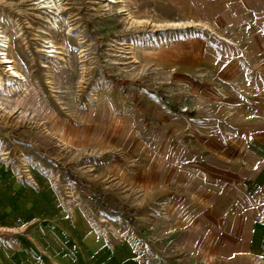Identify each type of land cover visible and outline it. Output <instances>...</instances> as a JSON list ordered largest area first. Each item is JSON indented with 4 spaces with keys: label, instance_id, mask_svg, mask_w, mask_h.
Segmentation results:
<instances>
[{
    "label": "rangeland",
    "instance_id": "rangeland-1",
    "mask_svg": "<svg viewBox=\"0 0 264 264\" xmlns=\"http://www.w3.org/2000/svg\"><path fill=\"white\" fill-rule=\"evenodd\" d=\"M181 1L0 0V264H177L136 106L204 37Z\"/></svg>",
    "mask_w": 264,
    "mask_h": 264
},
{
    "label": "crops",
    "instance_id": "crops-1",
    "mask_svg": "<svg viewBox=\"0 0 264 264\" xmlns=\"http://www.w3.org/2000/svg\"><path fill=\"white\" fill-rule=\"evenodd\" d=\"M180 11L195 16L204 37L191 43L195 52L165 76V86L136 106L156 148L146 176L171 228L167 253L177 264H258L264 260V0H182Z\"/></svg>",
    "mask_w": 264,
    "mask_h": 264
},
{
    "label": "bare ground",
    "instance_id": "bare-ground-1",
    "mask_svg": "<svg viewBox=\"0 0 264 264\" xmlns=\"http://www.w3.org/2000/svg\"><path fill=\"white\" fill-rule=\"evenodd\" d=\"M32 1H37V0H32ZM44 5L42 6L43 9L47 10L48 13L54 14V13H59V10L56 7V4L54 0L52 2H46V0H41ZM52 50L48 51V53H52L53 55L56 54V50H54V46L50 47ZM10 46L7 41L6 36L0 35V64L1 65H9V67H6L5 74H7L9 77L16 79L18 82H24L25 78L24 76L17 70V68L14 66V60L10 56L9 52ZM51 55L50 57H53ZM55 56V55H54ZM11 86V85H10Z\"/></svg>",
    "mask_w": 264,
    "mask_h": 264
},
{
    "label": "trees",
    "instance_id": "trees-1",
    "mask_svg": "<svg viewBox=\"0 0 264 264\" xmlns=\"http://www.w3.org/2000/svg\"><path fill=\"white\" fill-rule=\"evenodd\" d=\"M113 80H114V83L116 85H123V83L121 81L115 80V79H113ZM181 113H185V112H181ZM65 171H66L67 179L69 181H71L72 183L79 184L80 186L81 185L82 186H85V183L84 182H80L79 178L76 175H74L73 173H71V171L69 170V167H66V170ZM132 213H133V215L135 214L134 211H132ZM129 222L132 223V224H134V219L129 220Z\"/></svg>",
    "mask_w": 264,
    "mask_h": 264
},
{
    "label": "built area",
    "instance_id": "built-area-1",
    "mask_svg": "<svg viewBox=\"0 0 264 264\" xmlns=\"http://www.w3.org/2000/svg\"><path fill=\"white\" fill-rule=\"evenodd\" d=\"M248 77L251 78L252 75L249 74ZM180 109H181L182 112H187V111H188V106H187V105H183L182 108H180ZM263 262H264V260H263L262 258H259V259L257 260V263H258V264H261V263H263Z\"/></svg>",
    "mask_w": 264,
    "mask_h": 264
}]
</instances>
